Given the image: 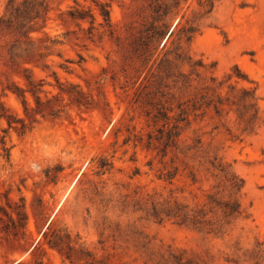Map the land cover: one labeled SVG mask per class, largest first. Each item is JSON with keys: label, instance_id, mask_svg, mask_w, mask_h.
Returning <instances> with one entry per match:
<instances>
[{"label": "rangeland", "instance_id": "rangeland-1", "mask_svg": "<svg viewBox=\"0 0 264 264\" xmlns=\"http://www.w3.org/2000/svg\"><path fill=\"white\" fill-rule=\"evenodd\" d=\"M9 1L0 0V18ZM47 2L44 28L32 33L48 46L37 66L10 61L2 46L11 34L0 41V264H255L250 252L264 245V126L239 137L202 111L173 129L170 63L158 74L145 45L150 0ZM77 9L87 21L71 19ZM194 11L189 0L168 19L159 52H170L171 31ZM199 25L183 48L205 64L201 77L224 82V94L256 89L264 118V0H218ZM214 161L245 181L247 218L221 237L157 220L171 190L182 203L204 199ZM175 168L183 176L170 185ZM191 170L200 181L192 186Z\"/></svg>", "mask_w": 264, "mask_h": 264}, {"label": "trees", "instance_id": "trees-1", "mask_svg": "<svg viewBox=\"0 0 264 264\" xmlns=\"http://www.w3.org/2000/svg\"><path fill=\"white\" fill-rule=\"evenodd\" d=\"M189 0H150V11L153 21L148 29L146 49L149 53V61H153L152 69L161 72L162 68L170 63V120L174 121L173 129L179 130L180 124L190 123V117L199 116V112L205 115L213 111L215 116L228 125L229 132L234 129L239 137H248L256 134L264 126L259 98L256 89H237L232 86L227 93H223L224 82H219L215 77L208 81L201 77L200 71L206 70L203 61H193L185 52L183 44H189L199 33V24L203 19L209 18L216 7L218 0H196L197 11L191 18L182 16L181 20L171 31L170 52H159V44L169 28L168 19L171 21L178 15L177 11L182 3ZM190 8V7H189ZM101 15L105 23L111 27V14L106 6H102ZM49 14L47 0H22L17 2L10 0L6 15L0 18V41L5 33L11 34V41H7L5 48L10 61L15 65L32 64L38 65L40 58L44 57L42 49H48L44 45V38H33L32 33H40L44 28ZM73 21H87V11L77 9V13L69 11ZM91 15V14H89ZM92 17V16H91ZM94 23L95 19L92 17ZM167 40V42H168ZM55 44V42H52ZM165 43L163 50L167 48ZM170 56V60H169ZM188 66L191 75H186L182 70ZM26 71L32 72L30 69ZM30 80V78H28ZM231 79V76L228 78ZM232 124V125H231ZM170 139L174 140L173 132L170 131ZM180 136L177 131L175 138ZM174 163V161H172ZM188 166L183 170L186 171ZM170 171V185L178 176H183L179 168ZM211 174L213 183L207 191H203L204 199L196 203L186 204L174 197L175 192H170V203L159 204L155 207V217L160 222L168 219L175 224L192 228L200 233L215 237L224 236L228 230L238 221L246 219V211L241 203V196L245 188V181L231 168L221 162H212L207 170ZM188 178L191 186L200 183L194 171H190ZM201 190V188H200ZM71 243V238L66 235ZM250 258L255 264L264 262V245L258 243L250 252ZM237 263V262H236Z\"/></svg>", "mask_w": 264, "mask_h": 264}]
</instances>
